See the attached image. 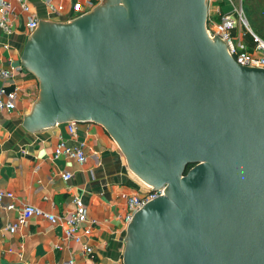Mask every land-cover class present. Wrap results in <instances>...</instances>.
<instances>
[{
  "label": "water",
  "instance_id": "95a60500",
  "mask_svg": "<svg viewBox=\"0 0 264 264\" xmlns=\"http://www.w3.org/2000/svg\"><path fill=\"white\" fill-rule=\"evenodd\" d=\"M207 14L206 0H108L43 23L24 51L41 84L28 127L101 122L168 186L129 224L125 264H264V68L209 38Z\"/></svg>",
  "mask_w": 264,
  "mask_h": 264
},
{
  "label": "crops",
  "instance_id": "0c3cea01",
  "mask_svg": "<svg viewBox=\"0 0 264 264\" xmlns=\"http://www.w3.org/2000/svg\"><path fill=\"white\" fill-rule=\"evenodd\" d=\"M4 1L10 9L0 26V69L10 68L13 76L0 79V88L17 95L13 110H0V190L13 193L0 200V264H125L128 198L153 185L130 168L122 146L101 122L56 121L38 134L28 127L40 91L37 76L26 69L27 42L45 22L78 18L73 16L76 0H52L55 10L44 0ZM79 1L86 15L108 0ZM33 19L38 25L32 29L27 24ZM73 121L74 135L69 128ZM61 142L82 148L85 162L55 156ZM66 172L72 174L68 179ZM77 197L87 217L78 224L80 240L65 234ZM29 204L53 214L56 221L32 215L11 232L9 226L18 223Z\"/></svg>",
  "mask_w": 264,
  "mask_h": 264
},
{
  "label": "built area",
  "instance_id": "2783aa9c",
  "mask_svg": "<svg viewBox=\"0 0 264 264\" xmlns=\"http://www.w3.org/2000/svg\"><path fill=\"white\" fill-rule=\"evenodd\" d=\"M48 5L51 6L53 10L55 8L52 6V0H44ZM213 1V0H211ZM217 1V0H215ZM83 3L79 0H76L73 4V16L74 18L79 17L83 14ZM10 9V5L4 1H0V11H1V19L0 26H4L5 14L8 13ZM216 16H218L216 14ZM240 18L243 24L248 25L247 19L243 17L242 12H240ZM3 20V21H2ZM211 21L212 18H209ZM213 24H216V30L208 29L207 32L209 36L214 39V34L226 42L228 53L241 65L250 66V67H260L264 68V37L254 32L250 27L247 26L248 30L247 34L244 30H241L240 26H238V21L234 17V14L227 12L219 15V20L215 23V18L212 20ZM30 28H36L38 25V20L33 19L28 24ZM239 29L237 33H233V30ZM12 70L10 68H1L0 69V79H10L12 78ZM16 92L14 90L9 91L5 87L0 88V110H13L15 108V99ZM69 128L71 134H75L76 122H70ZM65 155L69 158H74L79 162H85L86 156L85 152L80 147H72L66 145L64 142L58 144L55 150V156ZM64 178H70L72 176L71 173L66 172L63 174ZM167 184L161 185L159 187L150 186L143 193H135L129 196L128 198V208L129 213L127 215L126 220L128 223H131L135 217V214L142 210L146 204L150 201L166 195L167 193ZM4 197L12 198L13 193L10 191L0 190V200ZM75 209L72 214L67 219V228L65 234L68 238H76L80 240V237L77 235L78 224L87 219L86 217V209L84 207V203L81 198H75ZM12 205H9L8 208H11ZM32 215H44L50 221L55 222L56 217L53 214H48L43 212L40 208L34 205H26L21 211L18 217V223L10 225L9 230L14 232L17 230L19 224H24L28 218ZM88 230L87 232H89ZM89 252L92 251V248H87Z\"/></svg>",
  "mask_w": 264,
  "mask_h": 264
},
{
  "label": "rangeland",
  "instance_id": "374dc122",
  "mask_svg": "<svg viewBox=\"0 0 264 264\" xmlns=\"http://www.w3.org/2000/svg\"><path fill=\"white\" fill-rule=\"evenodd\" d=\"M208 2V18H215L214 15L227 13L226 10H230L228 12L234 14V17L238 21V26L241 25L240 29L244 30L247 34L248 27H250L254 32L258 33L262 37H264V0H206ZM226 10H225V9ZM240 12H242L243 17L247 19L248 25L243 24L240 18ZM208 19L207 28L216 30V24H213V21ZM218 22V19L215 18V23ZM207 29V30H208ZM247 30V31H246ZM239 29L233 30V33H237ZM208 33V32H207ZM209 35V34H208ZM39 84V91L41 92V84ZM146 181V180H144ZM152 185V184H151Z\"/></svg>",
  "mask_w": 264,
  "mask_h": 264
},
{
  "label": "flooded vegetation",
  "instance_id": "af4514ba",
  "mask_svg": "<svg viewBox=\"0 0 264 264\" xmlns=\"http://www.w3.org/2000/svg\"><path fill=\"white\" fill-rule=\"evenodd\" d=\"M208 16H209V13L207 14L206 23H205V24H206V26H205V27H206V31H207V21H208V19H209ZM208 36H209V35H208ZM209 38H211V37L209 36ZM212 40H215V39H212ZM194 166H195V164H192V163L189 164V165L187 166V168H186V173H187L192 167H194Z\"/></svg>",
  "mask_w": 264,
  "mask_h": 264
},
{
  "label": "trees",
  "instance_id": "16d2710c",
  "mask_svg": "<svg viewBox=\"0 0 264 264\" xmlns=\"http://www.w3.org/2000/svg\"><path fill=\"white\" fill-rule=\"evenodd\" d=\"M217 19L219 20V17H217Z\"/></svg>",
  "mask_w": 264,
  "mask_h": 264
},
{
  "label": "bare ground",
  "instance_id": "6f19581e",
  "mask_svg": "<svg viewBox=\"0 0 264 264\" xmlns=\"http://www.w3.org/2000/svg\"><path fill=\"white\" fill-rule=\"evenodd\" d=\"M82 16H84V15H82ZM82 16H80V17H82Z\"/></svg>",
  "mask_w": 264,
  "mask_h": 264
}]
</instances>
